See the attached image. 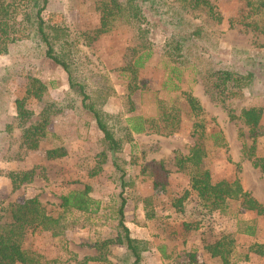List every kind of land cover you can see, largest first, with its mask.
Returning a JSON list of instances; mask_svg holds the SVG:
<instances>
[{"label":"rangeland","instance_id":"1","mask_svg":"<svg viewBox=\"0 0 264 264\" xmlns=\"http://www.w3.org/2000/svg\"><path fill=\"white\" fill-rule=\"evenodd\" d=\"M104 1L49 0L47 13L72 35L80 36V42L72 46L83 59L75 78L88 87L105 89L104 109L113 115L109 121L117 137H126V116L141 114L154 126L134 132L122 149L111 151L93 112L82 107L78 91L69 85L66 70L45 55L34 37L11 41L6 23L0 21V35L5 36L0 48L7 46V51H0V217L10 202L37 196L50 213L62 216L56 228L59 234L34 226L26 229L24 247L41 255L43 264H119L124 252L115 239L103 248L106 259L91 257L102 251L104 240L122 231L117 205L123 192L125 219L132 234L151 241L141 264H188L194 248L198 263L217 262L209 260L201 246L230 233L236 239L233 264H250L245 253L254 252L250 247L256 241H264V214L256 237L235 232L237 217L252 214L239 201L213 215L203 214L190 181L191 165L181 166L177 155H189L200 143L207 151L203 164L214 181L238 178L264 204V170L256 162L258 158L264 161V111L256 134L240 116L244 107L264 108V33L246 24L245 0H209L212 9H193L176 29L146 9V22L139 24L120 15L110 30L93 37ZM173 32L183 36L198 65L251 71L245 95L223 103L201 82L194 65L170 60L164 41ZM140 53L144 63L133 74L129 63ZM30 76L48 87L42 98H26L27 126L43 119L47 122L35 135L33 147L24 140L16 103L27 95ZM171 76L178 80V88L169 81ZM190 95L199 98L203 115L191 113ZM196 120L206 127L195 129ZM215 129L223 132L226 144L210 136L208 131ZM59 147L65 149L64 155L48 157V149ZM154 161H161L169 171L165 184L154 185V176L148 172ZM26 170H33V179L13 189L10 175ZM87 184L90 193L102 200V209L91 217L64 211L61 195ZM200 219V229L185 225ZM155 247L165 250L159 254ZM257 258V264H262L263 259Z\"/></svg>","mask_w":264,"mask_h":264},{"label":"trees","instance_id":"2","mask_svg":"<svg viewBox=\"0 0 264 264\" xmlns=\"http://www.w3.org/2000/svg\"><path fill=\"white\" fill-rule=\"evenodd\" d=\"M248 7L246 24L264 33V0H245ZM197 7H206L212 9L209 0H105L101 10L100 25L95 29L93 37L110 30L112 22L120 15L127 16L131 21L142 24L148 20L147 10L164 18L175 29L180 27L187 19V14ZM49 9V0H0V21L6 23L8 28L7 37L11 41L30 39L42 46L47 57L60 64L68 73L69 85L78 91L82 107L89 109L97 121L99 128L103 131L104 137L108 142L111 151L122 149L123 143L133 139L134 132H143L154 126L153 122L141 114L126 116L125 134L126 137L119 139L117 137L109 119L113 116L104 109V102L107 97L105 89L99 85L88 87L84 82L75 78L77 65L83 63V59L72 47L80 42V36L72 35L71 31L63 24L58 23L47 13ZM147 9V10H146ZM21 16L20 18L18 16ZM5 36L0 35V39ZM69 45V47H67ZM0 51H7V46L0 48ZM164 52L170 60L177 61L183 65H194L195 72L201 78L208 90L223 103L237 95H245V88L251 84L253 73L251 71L241 72L229 67H202L195 63L191 57L186 45L185 39L179 33H171L164 41ZM150 52L147 53V57ZM144 63L143 55L140 53L131 63L130 70L136 74L137 68ZM175 70V68H173ZM135 76V75H134ZM179 79V77H178ZM169 81L174 84V88L179 87L178 80L169 77ZM168 81L164 82L165 85ZM47 84L41 79L30 76L26 86L27 95L16 101L19 121L23 125L24 140L30 146H36L35 135L40 130L45 129L46 119L36 124L28 125L27 117L30 111L26 108V98L34 96L42 98L47 90ZM99 96L102 97L100 101ZM188 105L193 115H203V106L198 97L190 95ZM264 108L261 105H251L244 107L241 111V117L248 124L253 133L256 134L257 126L263 115ZM47 118V117H45ZM203 120V119H201ZM197 126L206 127L205 123L199 120L194 122ZM11 128V127H10ZM205 130V129H203ZM214 140H219L221 144H226V137L220 129L208 131ZM48 157L62 156L66 153L63 147L51 148L47 151ZM206 149L199 143L194 145L190 154L177 155V161L183 167L191 165L189 169L192 188L196 190L201 204V210L205 215H213L218 211H223L225 207L234 201H239L240 206L246 210L255 212L257 215L264 214V204L247 191L242 182L235 178L233 180L221 179L214 181L211 171L203 164V158L206 155ZM249 155H252L250 150ZM256 161L264 170V161L260 158ZM259 160H261L259 162ZM264 160V159H263ZM115 163V161H113ZM151 169L148 171L154 176L155 186L165 184L168 169L161 161H154ZM147 168V167H146ZM33 170H26L12 173L11 180L13 189L18 188L22 183L31 181ZM90 185L80 188H73L67 193L61 195V207L64 211L84 213L86 216L97 214L102 209V200L94 197L90 193ZM127 198L120 193V200L117 205L119 214V225L122 231H118L117 237L104 240L100 244L98 255L91 259L104 260L106 253L104 247L112 239L123 248V256L119 257V264H141L145 255L151 248V241L148 238L135 236L132 234L126 223L125 206ZM62 216H55L48 211L45 205L37 196L29 197L24 201L10 202L4 207V212L0 217V264H43L41 255L36 251H31L24 247V239L28 226H34L42 229L52 230L54 234H59L61 230L56 228L60 225ZM236 233L250 237L259 235L258 225L260 224L258 216L237 217ZM188 221L185 225L188 228L202 227L203 221ZM236 239L230 234H223L214 242L207 244L206 248L213 254L221 257V264H230L234 258ZM250 251L264 255V241H256L250 247ZM190 263L195 264L196 254H189ZM249 253H245V258Z\"/></svg>","mask_w":264,"mask_h":264},{"label":"crops","instance_id":"3","mask_svg":"<svg viewBox=\"0 0 264 264\" xmlns=\"http://www.w3.org/2000/svg\"><path fill=\"white\" fill-rule=\"evenodd\" d=\"M143 212H145V206L143 207ZM170 212V211H169ZM252 216H258V220H259V222H260V216L261 215H257L255 212H252V214H251ZM128 225V224H127ZM130 228V227H129ZM193 228H195V227H193ZM201 227H199V228H197V229H200ZM130 230H131V228H130ZM258 231H260V224L258 225ZM220 237V236H219ZM218 237V238H219ZM217 238V239H218ZM216 240V239H215ZM214 240V241H215ZM214 241H211V242H214ZM211 242H209V243H211ZM209 243H205L204 245H202L201 247H203V249L205 250V251H207V258L209 259V260H211V258L212 259H216L217 260V262H212V261H209L208 263H203V262H201V263H198V260H197V252H198V249H196V248H194V249H192V252H195V254H196V261L194 262L195 264H221V257L219 256V255H213L207 248H206V246H207V244H209ZM200 247V248H201ZM199 248V249H200ZM155 249H156V252H160L161 253V251L162 250H165V249H163L162 248V250H161V248L160 247H155ZM159 253V254H160ZM257 256L258 257H260V258H262L263 259V261L261 260V262H262V264H264V255H261V254H259V253H257V252H250L249 253V257L247 258L248 260H246V262L248 261H251V263L250 264H257V261H259V259L257 258ZM189 263H190V257H189ZM188 263V264H189ZM234 263V261L232 260L231 261V263L230 264H233Z\"/></svg>","mask_w":264,"mask_h":264}]
</instances>
